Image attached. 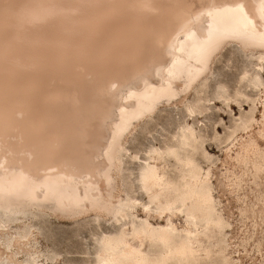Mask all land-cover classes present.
Listing matches in <instances>:
<instances>
[{"label": "bare ground", "instance_id": "bare-ground-1", "mask_svg": "<svg viewBox=\"0 0 264 264\" xmlns=\"http://www.w3.org/2000/svg\"><path fill=\"white\" fill-rule=\"evenodd\" d=\"M230 41L264 50V0H0V207L14 197L51 200L69 214L105 211L100 186L114 187L133 123L175 98L183 79L206 74ZM154 75L156 85L148 80ZM114 109L118 120L109 127ZM182 137L184 150L195 148L193 130ZM175 154L167 148L152 158ZM176 160L184 174L171 184L174 201L187 200L206 178L192 157ZM140 175L142 187L158 177L146 168ZM195 198L194 210L210 219L209 196ZM168 225L152 232L151 256L176 262L178 252L194 263L197 227L182 228L177 241ZM122 240L108 237L96 264L122 263Z\"/></svg>", "mask_w": 264, "mask_h": 264}, {"label": "rangeland", "instance_id": "rangeland-1", "mask_svg": "<svg viewBox=\"0 0 264 264\" xmlns=\"http://www.w3.org/2000/svg\"><path fill=\"white\" fill-rule=\"evenodd\" d=\"M260 55L264 50L228 42L213 56L206 74L194 82L183 79L175 98L160 101L150 116L133 123L121 141L120 167L112 171L114 187L100 186L105 211L69 214L51 200L19 204V199L10 197V206L0 207V264H96L104 255L106 239L113 236L123 238L118 245L120 264H264V59L259 60ZM148 80L159 83L156 75ZM125 93L120 91L121 99ZM117 120L114 109L108 126ZM188 130L195 132L197 141L195 148L184 150L182 134ZM167 148L176 154L166 156L165 162L152 158ZM187 156L206 179L192 198L174 201L171 184L180 182L184 174L176 157ZM142 168L158 176L146 187L140 181ZM198 192L209 196L210 219L194 210ZM124 203L121 215L117 209ZM187 214L195 225L187 226L191 222ZM216 221L219 229L213 226ZM170 222L177 228L173 232L177 241L184 236L182 228L197 227L200 232L190 243L197 258L194 263L178 252L172 254L177 263L151 256L154 233Z\"/></svg>", "mask_w": 264, "mask_h": 264}]
</instances>
